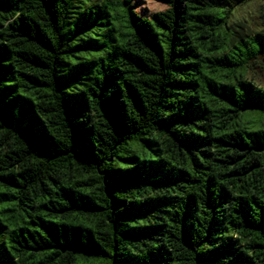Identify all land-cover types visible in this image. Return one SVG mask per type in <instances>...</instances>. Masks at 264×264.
Instances as JSON below:
<instances>
[{
  "label": "trees",
  "instance_id": "16d2710c",
  "mask_svg": "<svg viewBox=\"0 0 264 264\" xmlns=\"http://www.w3.org/2000/svg\"><path fill=\"white\" fill-rule=\"evenodd\" d=\"M0 0V264H264V7Z\"/></svg>",
  "mask_w": 264,
  "mask_h": 264
},
{
  "label": "rangeland",
  "instance_id": "374dc122",
  "mask_svg": "<svg viewBox=\"0 0 264 264\" xmlns=\"http://www.w3.org/2000/svg\"><path fill=\"white\" fill-rule=\"evenodd\" d=\"M137 4V11L143 16H150L151 14L166 9V5L157 0H134ZM264 7V0H249L243 4L236 13V18L247 19L252 22L254 26L258 22L259 11Z\"/></svg>",
  "mask_w": 264,
  "mask_h": 264
}]
</instances>
